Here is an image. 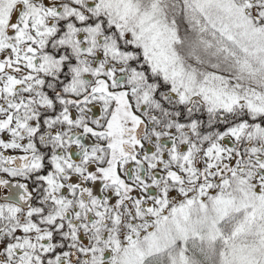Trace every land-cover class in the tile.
<instances>
[{"label": "snow or ice", "instance_id": "1", "mask_svg": "<svg viewBox=\"0 0 264 264\" xmlns=\"http://www.w3.org/2000/svg\"><path fill=\"white\" fill-rule=\"evenodd\" d=\"M0 264H264V0H0Z\"/></svg>", "mask_w": 264, "mask_h": 264}]
</instances>
